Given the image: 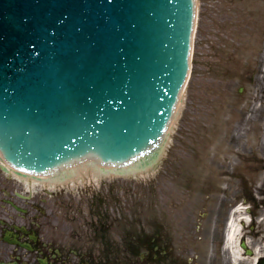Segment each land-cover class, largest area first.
Returning <instances> with one entry per match:
<instances>
[{
  "label": "water",
  "instance_id": "obj_1",
  "mask_svg": "<svg viewBox=\"0 0 264 264\" xmlns=\"http://www.w3.org/2000/svg\"><path fill=\"white\" fill-rule=\"evenodd\" d=\"M193 24L194 0H0V158L47 183L150 169Z\"/></svg>",
  "mask_w": 264,
  "mask_h": 264
},
{
  "label": "rangeland",
  "instance_id": "obj_2",
  "mask_svg": "<svg viewBox=\"0 0 264 264\" xmlns=\"http://www.w3.org/2000/svg\"><path fill=\"white\" fill-rule=\"evenodd\" d=\"M195 11L188 81L150 169L84 174L51 187L12 181L13 173L8 178L22 193L46 197L62 217L124 211L142 221L164 220L191 264H258L264 257V0H195ZM232 203L245 207L235 248L243 239L252 252L240 247L237 261L225 247Z\"/></svg>",
  "mask_w": 264,
  "mask_h": 264
},
{
  "label": "flooded vegetation",
  "instance_id": "obj_3",
  "mask_svg": "<svg viewBox=\"0 0 264 264\" xmlns=\"http://www.w3.org/2000/svg\"><path fill=\"white\" fill-rule=\"evenodd\" d=\"M8 174L0 162V264H191L164 220L124 211L62 217L46 197L13 187L15 180L28 183L19 176L9 181Z\"/></svg>",
  "mask_w": 264,
  "mask_h": 264
},
{
  "label": "bare ground",
  "instance_id": "obj_4",
  "mask_svg": "<svg viewBox=\"0 0 264 264\" xmlns=\"http://www.w3.org/2000/svg\"><path fill=\"white\" fill-rule=\"evenodd\" d=\"M1 162V160H0ZM4 166V168L10 173L13 172V169H10L9 165L6 164L5 162H1ZM73 174L72 177H62L61 183L65 182L69 179H75L78 177H82L84 174L86 175H92L94 177H101L104 174H110V173H114V172H102L100 174L99 169H92L91 170V166H89V168L87 167V165L85 163L81 165L78 164H74L73 166ZM141 169H135L134 172L132 174H135L137 172H139ZM115 173H119V172H115ZM124 174H127V172H124ZM22 177V175H21ZM28 184L32 183L35 184L37 183H42L48 187L53 186L54 184H58L60 183L59 180L56 181H52V182H48L44 177L41 178H37V177H31L29 174H27V172H25L24 177H22ZM245 208V207H244ZM243 205L242 204H238L235 209L233 211H231L228 221L226 223V235H225V247L228 249L230 256L233 258L234 261H237L240 259L241 256V248L239 246H237L235 248V242L236 240H238L239 238V233H240V224H243ZM261 219L264 221V209L261 213ZM263 242H264V236H263ZM256 254V250L254 252ZM256 256V255H255ZM256 260V259H255Z\"/></svg>",
  "mask_w": 264,
  "mask_h": 264
}]
</instances>
